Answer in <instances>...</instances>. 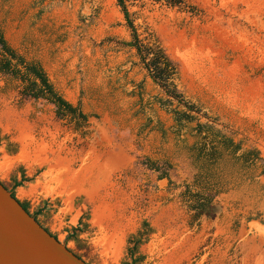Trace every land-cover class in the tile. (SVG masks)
<instances>
[{
	"label": "rangeland",
	"instance_id": "1",
	"mask_svg": "<svg viewBox=\"0 0 264 264\" xmlns=\"http://www.w3.org/2000/svg\"><path fill=\"white\" fill-rule=\"evenodd\" d=\"M124 5L134 38L116 0H0L8 45L86 116L76 128L0 73V181L88 264H264L249 228L264 224V0ZM157 47L179 101L151 76ZM172 109L193 118L179 124ZM223 136L235 154L195 149Z\"/></svg>",
	"mask_w": 264,
	"mask_h": 264
},
{
	"label": "trees",
	"instance_id": "2",
	"mask_svg": "<svg viewBox=\"0 0 264 264\" xmlns=\"http://www.w3.org/2000/svg\"><path fill=\"white\" fill-rule=\"evenodd\" d=\"M164 1L176 5H179L182 2V0H164ZM116 3L120 7L125 22L131 29L132 37L134 38V29L131 25L130 19L128 18V12L126 11L124 0H116ZM190 8L191 10L194 9L193 7ZM150 53L151 56L148 59L147 66L150 69L151 76L155 80L159 81V83L165 89L166 94L168 96L172 97L173 99L176 98L179 101L181 95L176 91V86L173 82V79L176 74L175 65L164 55L162 50L158 47L156 49L150 50ZM0 73L10 75L20 81L21 83L20 94L22 96L30 97L34 99H43L53 106L54 113L57 118L65 119L69 122H72L74 126H76V128L84 126L86 116L81 112L79 106L72 105L71 103H69L53 88L52 84L48 81L46 74L44 73L43 69L41 68L38 62L33 60H26L21 55L17 54L15 50L8 45V43L3 37L1 30H0ZM171 112L173 114V119L179 124L185 121L192 120L193 118L192 115H190L188 112L185 111H176L172 109ZM199 127L200 128H197V132L199 133L203 132L207 134L206 131L204 130V127L202 126ZM209 142H214V143L209 147H207V145H209L210 143L208 144L204 143L203 144L204 148L202 146H196L195 149H198V151H200V153L203 154L205 153V150H207L208 151L207 155H213L214 153H217L219 149H217L216 146L218 145L220 146V148L222 147L224 150L229 149L230 153L233 154H235L239 149V145L237 143H233L230 138L224 136L221 137V139H216L214 137L210 139ZM244 161L248 162L252 168L254 167V169L255 166L261 167V159L258 156V152L254 149H249V151L246 153V156H244ZM148 165L151 169H154L155 171L159 170V168L155 166L153 163H149ZM198 167L199 170L201 169L203 171L206 170L210 171L207 169L208 167H210V169L214 168L213 166L210 165L205 167L203 163L198 165ZM212 172H211L212 174L211 177L213 176V174L215 175V173ZM165 176L166 174L164 172L160 173V177H165ZM212 178L215 179L214 176ZM24 179L25 178L23 177V179L21 180ZM21 180L13 181V186L14 187L19 186L21 184L20 183ZM214 184L216 186H219V188H221L222 184L226 185L221 179H216ZM7 190L10 191L11 196L14 197L13 191L11 189H7ZM18 202L21 205V207L30 216H32L36 220V222L40 224V222L36 219L35 215L28 211V207L26 203L20 201ZM207 204H208V198L203 197L202 199H197V201H195V204L192 206V208L205 210L207 208ZM143 225H146V223L143 222ZM40 226H42V224H40ZM43 228L56 239V236L54 234H51L45 227ZM138 243H139V239L135 237L133 240V245L129 250L130 254L134 253L136 249V245ZM75 255L80 258V256H78L77 254Z\"/></svg>",
	"mask_w": 264,
	"mask_h": 264
},
{
	"label": "water",
	"instance_id": "3",
	"mask_svg": "<svg viewBox=\"0 0 264 264\" xmlns=\"http://www.w3.org/2000/svg\"><path fill=\"white\" fill-rule=\"evenodd\" d=\"M0 181V264H88L50 235ZM249 228L264 237V224Z\"/></svg>",
	"mask_w": 264,
	"mask_h": 264
},
{
	"label": "bare ground",
	"instance_id": "4",
	"mask_svg": "<svg viewBox=\"0 0 264 264\" xmlns=\"http://www.w3.org/2000/svg\"><path fill=\"white\" fill-rule=\"evenodd\" d=\"M103 216L100 214L99 210L95 209L93 211V219L95 220V222H97L99 225H101Z\"/></svg>",
	"mask_w": 264,
	"mask_h": 264
},
{
	"label": "flooded vegetation",
	"instance_id": "5",
	"mask_svg": "<svg viewBox=\"0 0 264 264\" xmlns=\"http://www.w3.org/2000/svg\"><path fill=\"white\" fill-rule=\"evenodd\" d=\"M21 202V201H20Z\"/></svg>",
	"mask_w": 264,
	"mask_h": 264
}]
</instances>
